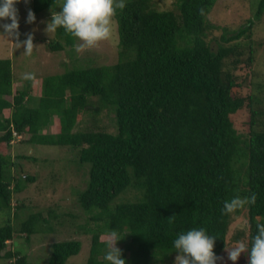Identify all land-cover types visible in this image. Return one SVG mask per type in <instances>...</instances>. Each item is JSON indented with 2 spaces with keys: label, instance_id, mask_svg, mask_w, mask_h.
<instances>
[{
  "label": "trees",
  "instance_id": "1",
  "mask_svg": "<svg viewBox=\"0 0 264 264\" xmlns=\"http://www.w3.org/2000/svg\"><path fill=\"white\" fill-rule=\"evenodd\" d=\"M156 1L126 0L114 17L116 61L44 78L36 106L27 90L12 87L10 61L0 58V264H72L68 258L82 244L79 238L52 241L43 262L7 248L11 216L26 205L16 200L12 206V193L34 180L10 169L20 172L21 160L39 159L12 149L18 142L68 146L86 165L84 185L75 192L86 214L76 229L90 233L82 264H109L102 241L113 230L124 236L117 247L126 264H154L179 254L173 241L192 228L216 237L215 253L238 241L251 247L257 222L264 223V98L257 94L264 87V57L251 37L264 0L231 29L208 20L216 0H168L161 8ZM29 2L36 14L63 0ZM56 35L62 41L49 42L51 50L74 45L75 37L62 27ZM102 110L112 112L114 132L75 129L83 113ZM252 193L254 205L222 211L225 201ZM45 211L46 217L36 210L17 224L25 241L56 217ZM233 215L247 227L229 235ZM241 256V264H248V254Z\"/></svg>",
  "mask_w": 264,
  "mask_h": 264
},
{
  "label": "rangeland",
  "instance_id": "2",
  "mask_svg": "<svg viewBox=\"0 0 264 264\" xmlns=\"http://www.w3.org/2000/svg\"><path fill=\"white\" fill-rule=\"evenodd\" d=\"M126 1V0H125ZM168 0H159L154 3L157 8L164 6ZM63 2L50 6L46 10L36 13L35 20L32 23L27 22L30 2L27 0H18L16 8L18 9L19 22V41L27 39V34H32L33 43L36 47L31 56L24 54V48L16 44V39L7 37L0 27V58H7L11 64L12 87L27 90L31 97V102L37 104L39 89H41L44 78L63 73L72 68H80L92 65H110L117 58V24L113 18V32L109 39L101 41L95 48L88 49L77 53L74 45L80 43L74 38L73 46H64L62 49L51 50L48 48L49 42L59 41L56 32L47 34L45 28L52 18V12L61 11L60 5ZM257 0H216L208 12V20L217 25H225L228 28H237L247 18L252 16L255 10ZM10 20H0V25L10 23ZM252 28V40L256 51L263 54L264 57V14L259 21H255ZM263 67V68H262ZM259 68L262 69L264 77V60H260ZM25 73H34V79L26 80L23 78ZM253 90V89H252ZM264 98V87L257 93ZM36 97V98H35ZM259 107L264 110V100H261ZM244 117V115H242ZM102 129L107 132H114V120L112 112L102 110L96 116L90 113H83L81 121L76 125L77 130ZM51 122L48 123L47 131H51ZM17 143V142H16ZM12 149L23 151L26 154L32 153L38 155L36 162L29 163L26 159L21 160L22 171L10 169L11 174L16 175L27 172L34 177L32 182H28L20 192L12 193L11 205L16 200H21L23 204L16 216H11L10 222L13 229V238L8 241L7 248L17 250L27 255L32 261H45L48 254L49 245L52 241L65 238H79L82 241L81 247L77 254L68 258L72 264H82L86 260L88 251V238L90 233L78 232L76 224H81L86 218L77 207L75 192L83 187L86 179V165L78 164L77 151L68 146L59 147H41L29 146L27 143H17L11 145ZM11 155L16 151H10ZM42 156L48 157V162L42 160ZM12 186V185H11ZM128 196V194H127ZM118 195L115 201H120ZM46 209L52 211L56 217L49 218L48 223H53V229H45L48 225H43L37 234L29 236L25 241L23 234L17 231V224L23 221L30 213L40 210L46 217ZM68 214H74L70 217ZM5 218L3 211H0V224ZM70 220H73L70 222ZM59 221L61 222L59 223ZM244 220L240 216L233 215L230 223L229 235L243 229ZM69 224L68 226H66ZM71 224V225H70ZM91 223L87 227H91ZM126 240V239H124ZM235 244L230 243L224 249L217 251L215 254L217 264H241L242 256L235 262L228 258L227 249H231ZM173 254L163 262L154 264H174L175 257ZM7 264V262L5 263Z\"/></svg>",
  "mask_w": 264,
  "mask_h": 264
},
{
  "label": "clouds",
  "instance_id": "3",
  "mask_svg": "<svg viewBox=\"0 0 264 264\" xmlns=\"http://www.w3.org/2000/svg\"><path fill=\"white\" fill-rule=\"evenodd\" d=\"M18 0H0V20H10V23L0 25L3 33L9 38H15L16 44L24 48V54L31 56L36 45L33 43L32 34H27V39L19 41ZM27 2V0H25ZM126 7L125 0H63L61 11L52 12V18L47 23V34L54 33L58 28H63L66 33L77 38L80 43L74 45V50L79 53L95 48L101 41L109 39L113 32V18L117 10ZM200 14L204 15L201 8ZM35 14L28 12L27 22L32 23ZM26 80L34 79V73H25ZM256 203V194L240 197L239 195L224 202L222 211L230 214L246 205ZM247 227V224L243 226ZM124 236L113 230L102 241L106 245L104 259L109 264H126L122 257V250L117 247V242ZM215 236L209 235L203 228H192L178 234L173 241V247L178 251L174 264H216L214 252ZM228 258L235 262L242 253H247L248 264H264V223L257 222V234L253 237L251 247L245 241H238L231 249H227Z\"/></svg>",
  "mask_w": 264,
  "mask_h": 264
}]
</instances>
